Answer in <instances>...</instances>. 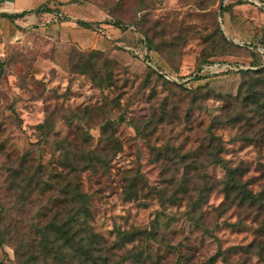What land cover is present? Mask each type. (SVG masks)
Wrapping results in <instances>:
<instances>
[{
    "label": "rangeland",
    "instance_id": "rangeland-1",
    "mask_svg": "<svg viewBox=\"0 0 264 264\" xmlns=\"http://www.w3.org/2000/svg\"><path fill=\"white\" fill-rule=\"evenodd\" d=\"M11 1L16 7L44 6L50 12L28 16L15 27L0 18L6 21L0 26L6 33L9 29L18 35L0 44L4 62L0 71V201L11 210L6 220L14 233L0 247V264H19L14 247L32 239V225L40 212H46L45 221L55 214L51 198L59 193H25L29 200L22 210L17 191L9 189V169H18L25 158L30 175L41 163L62 170L61 151L54 142L75 143L76 150H83L79 138L83 126L98 147L99 129L107 120L118 122L121 150L105 172H85L79 177L90 197L91 225L110 248L118 230L157 232L156 242L137 241L109 252L112 264H136L134 259L126 263L124 259L128 252L139 251L153 258L144 264L180 260L183 264H264V215L224 206L217 188L191 215L192 207L183 194L178 205L166 203L164 209L153 191H162L170 201L183 179L179 157L198 150L196 166L202 175L214 181L224 177L223 170L207 157L209 129L214 118L225 116L221 96H238L246 78L241 72L264 67V0ZM10 5L6 2V7ZM114 21L123 28L112 25ZM218 28L232 45L213 44ZM146 38L156 50H148ZM90 50L103 51L105 58L116 63L110 71L113 86L99 88L88 77L71 72L72 52ZM198 74L201 80H195ZM251 76L247 79L256 77ZM233 110L240 112V104ZM79 115L85 119L82 126L70 127L68 121ZM158 119L163 122L153 135L138 134L130 124L143 128L153 121L155 126ZM45 120L54 125L49 143L41 140L38 129ZM211 130L223 141L224 159L247 169L250 188L264 189V142L258 148L242 141L238 126L215 125ZM68 180L73 181V176L65 177L63 184ZM129 183H134L137 199L126 198ZM189 193L198 199L192 188ZM220 250L222 256L211 263Z\"/></svg>",
    "mask_w": 264,
    "mask_h": 264
},
{
    "label": "trees",
    "instance_id": "trees-1",
    "mask_svg": "<svg viewBox=\"0 0 264 264\" xmlns=\"http://www.w3.org/2000/svg\"><path fill=\"white\" fill-rule=\"evenodd\" d=\"M49 12L42 6L18 14L0 13V17L15 22L32 14L41 15ZM77 24L88 26L82 21H78ZM112 25L123 28L119 21H114ZM132 27L137 32L136 25H132ZM212 42L215 46L222 48L232 45L220 28H218L217 40L213 38ZM145 44L148 50H156L153 42L148 38H146ZM69 63L70 70L74 75L88 77L95 86L99 88L113 86V71H110L116 63L112 59L105 58L103 51H73ZM3 67L4 62L0 60V71L3 70ZM199 70L201 71V69ZM241 73L246 78L240 87L238 96H221L225 103V116L214 118L209 129L210 142L207 157L210 159L211 165L218 166L223 170L224 177L214 181L207 175H202L199 166H196L199 150L195 154L186 153L182 156L177 154L180 156L177 163L184 166V174L182 182L179 184L180 187L170 197V201H167L162 191L151 189L159 196L162 208H166V203L178 205V202L182 200L179 194H183L188 199L190 208L192 207V211L188 215L194 214L206 203L207 195L217 188L224 197V206L235 205L238 208L254 210L259 215H264V189L254 191L250 188L249 182L245 180L247 169L242 165L232 166L229 161L224 159L223 141L211 130L215 125L238 126L242 141L254 144L258 148L264 142V129L259 128L261 124L264 125V67L255 72L248 70ZM165 74L168 75V73ZM165 74L162 72L161 75L165 76ZM251 75L256 77L251 80L247 79L252 78ZM202 78L198 74L195 80ZM237 104H240V112L233 110ZM76 119L68 121L69 126L75 129H77L76 123L82 126L85 120L80 115ZM121 122L124 121L121 120ZM162 122L163 119H158L156 125L153 126V121H149L143 125V128L136 122L130 124L138 134L153 135ZM117 125L118 122L107 120L100 126V146L98 147L90 142L92 137L83 126L79 135L82 145L85 147L83 150H76L78 145L75 143L69 144L64 140L54 142L57 150L61 151L59 164L62 170L53 167L48 169L41 163L30 175L29 170L25 168L27 163L25 158L18 169H9V189L14 188L17 191V205L22 210L29 200L25 197V193L29 196L33 193L46 196L52 194L53 191L59 192L57 196L53 197V200L51 198L53 206L57 207L55 214L45 221L46 212H40V218L32 225V239L29 242L23 239L14 247V254L19 264H112L113 259L108 254L112 250H123L127 245L137 241L156 242L157 232L152 230H118L112 248L106 247V240L96 233L91 225L90 197L83 191L79 177L85 172H105L108 169L113 157L121 150L116 137ZM38 129L41 140L49 143L54 132V125L49 120H45L44 123L38 125ZM69 176H73L74 180H68V183L63 184L65 177ZM191 188L192 192L197 194L198 199L189 193ZM125 195L128 200L138 198V191H136L134 183L127 185ZM49 210H52V207ZM10 211L5 209L0 201V247L8 244L14 237L12 227L6 220L10 216ZM232 226L235 224L229 225V227ZM221 254L223 251H218L210 259V262L214 263L217 258L222 256ZM261 258L264 262V257ZM132 259L136 264H144L145 260L153 262L151 254L142 251L128 252L124 263ZM176 264H183V262L180 260Z\"/></svg>",
    "mask_w": 264,
    "mask_h": 264
},
{
    "label": "crops",
    "instance_id": "crops-1",
    "mask_svg": "<svg viewBox=\"0 0 264 264\" xmlns=\"http://www.w3.org/2000/svg\"><path fill=\"white\" fill-rule=\"evenodd\" d=\"M8 1L11 2V5L9 7H6V2H8ZM2 5L5 6V8L0 13L18 14V13H22L24 11H29V10L23 8V7H20V6L19 7H16L14 5V3H12L11 0H4V2L2 3ZM32 15L39 16V15H36V14H32ZM32 15H30V16H32ZM0 18H2V17H0ZM26 18H24V19H18L15 22H12V23H14L12 26L13 27L19 26V22L20 21H24ZM2 20H4V19H2ZM8 21H10V20H8ZM5 25H6V21H0V26H5ZM11 35L14 36V40L17 39V37H18V35H16V33L13 34L12 32H10L9 29H8V31L6 33V29L5 28H1L0 29V44L1 43H5L6 41H10V38H11L10 36Z\"/></svg>",
    "mask_w": 264,
    "mask_h": 264
}]
</instances>
